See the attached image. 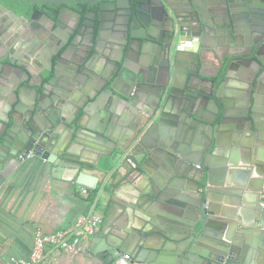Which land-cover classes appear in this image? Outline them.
<instances>
[{
  "label": "water",
  "instance_id": "95a60500",
  "mask_svg": "<svg viewBox=\"0 0 264 264\" xmlns=\"http://www.w3.org/2000/svg\"><path fill=\"white\" fill-rule=\"evenodd\" d=\"M130 1L134 12L127 19L120 54L107 58L99 77L88 63L95 37L89 49L73 38L54 54L39 55L25 48L23 39L26 30L44 25L39 14L25 18L0 1V158L42 157L48 148L58 149L69 140L68 146L76 145L87 155L66 148L72 157L59 160L74 167L76 183L92 189L105 185L113 173L116 177L126 164L145 175V168L151 169V185L140 198L161 208L156 211L160 220L153 221L143 247H129L133 260L253 264L234 233L229 239L232 225L212 218L223 214L234 221L238 216L251 220L244 232L264 251V155L257 148L264 144V0H212L207 5L178 0L177 8L169 7L176 29L172 40L177 42L169 43L150 31L159 20L154 3L145 9L140 7L144 0ZM179 17L210 40L204 54L200 47L199 53L190 54L192 59H182L180 80L175 72L182 35ZM74 45L80 50L68 58ZM134 60L140 66L132 70ZM76 65L78 76H73ZM207 65L212 73L204 71ZM233 77L240 88L231 91L227 88ZM97 110L110 124L123 122L120 131H107L108 125L101 130L91 122L90 114ZM163 124L171 127L169 136ZM96 137L107 139V144H99ZM233 141L250 150L244 162L248 172L237 167L235 158L223 156L219 176L212 178L210 168L220 145L231 146ZM202 163L207 170L195 166L198 174L189 173L186 165ZM184 178L192 184H185ZM222 202L235 208L222 207Z\"/></svg>",
  "mask_w": 264,
  "mask_h": 264
},
{
  "label": "crops",
  "instance_id": "0c3cea01",
  "mask_svg": "<svg viewBox=\"0 0 264 264\" xmlns=\"http://www.w3.org/2000/svg\"><path fill=\"white\" fill-rule=\"evenodd\" d=\"M209 3H212V0H205L206 5ZM96 63L90 71L99 77L105 63H101L102 65ZM137 66H140L139 63L133 62L130 69L134 70ZM211 68L207 65L205 72L208 73ZM72 75L78 76L76 72ZM237 81V77L231 78L227 89L231 91L239 89ZM235 107L236 104H233L229 109L234 111ZM90 120L100 124L101 130L107 129L108 125L107 131L111 129L112 133L120 131L119 128L124 125L121 121L110 124L107 118H102L98 110L90 114ZM162 129L167 136L170 135V126L163 124ZM97 141L101 145H106L108 140L97 138ZM150 141V145L153 146V138ZM68 143L69 140H64L60 148L54 150L48 148L42 157L21 158L19 161L6 156L0 158V264L12 258L28 259L37 233L50 234L62 230L71 225L79 215L89 212L99 216L102 223L97 235L82 242L84 252L72 255L63 250L47 248L40 264H112L111 255L117 252L128 253L131 256V264H149L143 260H133L129 247H143V238L153 226V221L160 220L156 211L159 213L161 208L154 203H147V199L140 198L144 190L151 185L149 175H154L152 170L145 168L147 176L137 169L132 170V164L131 166L126 164L124 170L116 177L113 173L105 181V185L98 183L96 189H92L76 183L74 167L59 160L64 156H70L64 152L66 148L68 152L87 155L86 152L80 153V147L68 146ZM220 146L219 153L214 156L211 164L212 178L219 176L221 168L218 162L223 156L235 158L237 167L248 172L244 162L250 157L249 149L234 141L231 146L226 144ZM257 148L260 154L264 155V144ZM254 149L255 153L258 152L256 148ZM186 166L191 175L198 174L195 171L196 164ZM199 166L201 170L208 169L205 163ZM251 178H254L253 173ZM89 179L92 183L96 181L92 177ZM183 181L185 184H192L185 178ZM227 186L229 185L225 184L224 187ZM229 187L236 188L234 184H230ZM83 188L89 191L87 196L82 195ZM220 205L235 208L224 202ZM240 209L242 208H239V211ZM212 221L232 225L229 239L234 233L238 246L245 250L247 258L253 264H264V251L253 245L244 232L248 225H251V220L245 221L238 216L234 221L220 214L213 216ZM211 230L218 231L216 228Z\"/></svg>",
  "mask_w": 264,
  "mask_h": 264
},
{
  "label": "flooded vegetation",
  "instance_id": "af4514ba",
  "mask_svg": "<svg viewBox=\"0 0 264 264\" xmlns=\"http://www.w3.org/2000/svg\"><path fill=\"white\" fill-rule=\"evenodd\" d=\"M0 1L7 7L11 4L23 12H29L28 16H23L25 18H30L33 15L36 16V14H39V20L43 21L44 25L41 28L26 30L23 37L27 47L29 49L31 48V50L39 55L45 56L54 54L55 51L59 50L63 45H67L66 42L68 40L70 41L73 38L77 42L81 40V42L87 44V49H89L88 44H90L95 37L96 46L93 50V58L88 62L92 67L97 64L96 62H99L98 65L106 63L109 56H119L120 48L126 39L125 27L127 19L131 16L132 12H134L135 4L130 0H93L89 5L80 0L63 4H33L24 1ZM144 1L146 4L140 5V7L148 9V3H154L159 17V20L153 21L150 25L151 33L169 43L176 31L174 23L171 20L172 17L169 13V7L177 8L178 0H162L163 3L160 0ZM202 2H205V0H202ZM164 9L168 11L169 16ZM182 18L183 17H179L180 33H182V35L180 36L181 41L178 43L179 53L175 67V72L179 80L183 67L182 59H184V61L188 58L192 59L190 54L199 53L201 50L200 47L204 48L202 49L204 54L205 47L209 45L210 42L206 34L204 38L202 35L200 36L197 26H189L181 20ZM98 19L101 21H98ZM85 23L88 25L85 26ZM136 32L141 34L140 30ZM174 41L177 42V38L172 40V42ZM77 50L80 49L75 45L69 48L67 51L68 58L74 56ZM133 62L136 61L134 60ZM133 62H131V66ZM195 65L196 63H194L193 68ZM78 67V65L74 66L72 71L78 74ZM205 67L204 71H206ZM212 72L213 70L211 68L208 73Z\"/></svg>",
  "mask_w": 264,
  "mask_h": 264
},
{
  "label": "built area",
  "instance_id": "2783aa9c",
  "mask_svg": "<svg viewBox=\"0 0 264 264\" xmlns=\"http://www.w3.org/2000/svg\"><path fill=\"white\" fill-rule=\"evenodd\" d=\"M34 155L29 154L25 158H31ZM196 168L200 169L199 165ZM83 196H87L89 191L82 189ZM264 208V201L260 204ZM102 219L94 213L79 215L75 221L68 227L55 231L50 234L37 233L34 238L32 252L28 259L18 260L9 259L4 264H40L44 258L47 248L63 250L72 255H78L84 252L82 242L90 237L97 235L100 231ZM264 231V227H261ZM112 256V264H131V256L128 253H116Z\"/></svg>",
  "mask_w": 264,
  "mask_h": 264
},
{
  "label": "trees",
  "instance_id": "16d2710c",
  "mask_svg": "<svg viewBox=\"0 0 264 264\" xmlns=\"http://www.w3.org/2000/svg\"><path fill=\"white\" fill-rule=\"evenodd\" d=\"M8 1H14V2H17V0H8ZM9 7L14 11L16 12L17 14L21 15V16H28L29 15V12H23L21 10H19L18 8L14 7L13 5L9 4Z\"/></svg>",
  "mask_w": 264,
  "mask_h": 264
}]
</instances>
